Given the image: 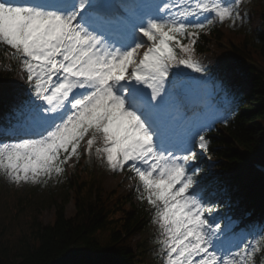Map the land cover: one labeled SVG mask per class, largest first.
Returning <instances> with one entry per match:
<instances>
[{
  "label": "snow or ice",
  "instance_id": "6c2138e0",
  "mask_svg": "<svg viewBox=\"0 0 264 264\" xmlns=\"http://www.w3.org/2000/svg\"><path fill=\"white\" fill-rule=\"evenodd\" d=\"M241 3L0 0V45L28 85L0 128V174L47 183L70 160L95 157L135 175L162 264H255L264 224L222 214L195 150L208 152L217 119L228 123L225 86L196 46L214 25L242 21Z\"/></svg>",
  "mask_w": 264,
  "mask_h": 264
},
{
  "label": "trees",
  "instance_id": "16d2710c",
  "mask_svg": "<svg viewBox=\"0 0 264 264\" xmlns=\"http://www.w3.org/2000/svg\"><path fill=\"white\" fill-rule=\"evenodd\" d=\"M262 2L264 4V0ZM229 35L234 32L231 34L214 25L198 40L197 54L220 51L221 40ZM238 36L239 46H233L234 51L254 58L264 67V19L259 28L244 29ZM3 55L0 52V84L18 88L14 71L7 69L10 66ZM243 70L250 86L244 105L229 125L211 134L210 152L214 163H206L208 167H204L203 172L208 174L207 182L217 192L222 190L219 195L230 197L235 214L242 216L252 209L257 214L249 215L255 219L264 218V177L254 172L249 159L264 161V72L250 67ZM11 105L2 101L1 112ZM77 175L75 169L67 175L65 184L37 197H32V190L13 188L10 197H16L13 202L16 213H26L19 236L0 237V264L144 263V243L135 239L146 223L140 206L129 197L133 205L130 210L122 208L124 204L116 208L108 198L106 209L104 197L95 183H84ZM70 202L75 208L71 215L67 214ZM4 205L9 206L8 202ZM46 208L54 210L50 222L42 219Z\"/></svg>",
  "mask_w": 264,
  "mask_h": 264
},
{
  "label": "rangeland",
  "instance_id": "374dc122",
  "mask_svg": "<svg viewBox=\"0 0 264 264\" xmlns=\"http://www.w3.org/2000/svg\"><path fill=\"white\" fill-rule=\"evenodd\" d=\"M253 11L256 10V13H254L251 16L250 19V25L252 26H258L259 24V16H258V7H257V2L255 0L253 1ZM19 79H21L24 82V78L22 73H18ZM246 88V86H245ZM248 89V88H246ZM124 177V174L121 175H105L103 177V188L105 190H108L112 188L117 182H119L122 178ZM128 178V177H127ZM124 179V178H123ZM131 180H134L131 178ZM2 189V188H1ZM4 193V191H2ZM5 200V199H4ZM74 211V206L73 203H69L67 206V214H70L71 212ZM15 216V220H11V216ZM53 216V209L48 208L42 211V218L45 222H50L51 218ZM23 217V216H22ZM18 215L15 214H7L6 210H0V237L1 239L4 237H9L11 239H14L16 236L20 235L19 229L21 228L23 220H17Z\"/></svg>",
  "mask_w": 264,
  "mask_h": 264
}]
</instances>
